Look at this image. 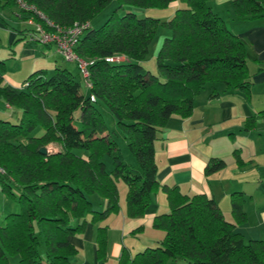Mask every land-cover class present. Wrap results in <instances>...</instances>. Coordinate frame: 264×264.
<instances>
[{"label": "trees", "instance_id": "trees-1", "mask_svg": "<svg viewBox=\"0 0 264 264\" xmlns=\"http://www.w3.org/2000/svg\"><path fill=\"white\" fill-rule=\"evenodd\" d=\"M22 1L40 11L53 28L88 22L74 50L94 62L89 66L87 94L81 92L84 79L75 62L76 73L58 64L51 73L45 69L31 72L20 90L3 84L4 63L0 62V101L20 112L15 123L0 118V166L5 170L0 175L1 191L18 206L0 223V264H12V257L18 258V264H67L77 252L69 237L82 233L88 218L99 223L118 210L119 180L127 187L129 217L143 215L159 189L166 195L169 210L153 218V227L164 232L159 245L132 257L124 251L118 264L176 260L264 264V240L244 239L236 229L246 221L242 192L230 194L231 222L213 198L185 194L177 186L159 184L157 179L154 143L167 120L173 115L188 117L195 96L206 85L212 86L209 96L214 97L217 85L245 92L251 83L249 50L213 12L210 0H176L179 5L166 20L137 15L167 8L173 0ZM112 1L116 6L104 23L92 27L91 21ZM7 3H16L26 21L32 17L49 28L33 10L21 9L17 0ZM233 10L240 19L260 18L264 16V0H234ZM159 26L168 29L170 36L163 38L155 55L157 72L151 73L142 62ZM26 34L30 35L29 30ZM114 55L125 59L105 60ZM100 107L115 117L134 164L125 160L109 135ZM77 109L79 125L74 123ZM252 120H245L246 130ZM36 127L42 131L32 135ZM49 143L59 148L40 153L39 149ZM234 156L237 165H242L238 152ZM225 166L224 160L210 158L204 172L211 174ZM95 196L104 201L102 210L93 208ZM39 235L43 257L38 252ZM106 243V226L98 225L100 264H105Z\"/></svg>", "mask_w": 264, "mask_h": 264}, {"label": "crops", "instance_id": "crops-1", "mask_svg": "<svg viewBox=\"0 0 264 264\" xmlns=\"http://www.w3.org/2000/svg\"><path fill=\"white\" fill-rule=\"evenodd\" d=\"M233 1L210 0L209 5L248 48L250 55L247 67L251 83L245 92L225 90L222 85H217L218 95L214 97L209 96L212 86L206 85L195 96L193 111L188 117L173 115L167 120L160 129V138L154 143L157 179L159 184L177 186L185 194H205L213 198L223 217L231 222L230 194L242 192L246 221L236 225V229L244 239H264V198L256 199L252 191H258L264 185V16L255 19L237 18ZM6 2L0 1V41H3L0 62L3 63L12 60L16 46L21 53L36 54L34 47V51L29 52L26 48L29 46L24 45L28 39V29L18 30L15 27L16 23L25 24L24 15L16 3ZM176 5L177 1L173 0L168 8ZM153 10L160 9L150 11ZM14 18L18 21H13ZM5 50H10L11 58L3 56ZM3 65L5 68L6 65ZM37 69L41 68L35 59L27 70L31 73ZM22 73L24 76L25 72ZM2 78L5 86H20L16 78L8 75H2ZM246 119H253L252 126L247 130L244 128ZM235 151L243 161L240 166L235 162ZM210 158L224 160L225 168L205 174L204 168ZM229 168H232L233 173L227 172ZM257 183L258 186L253 187ZM125 195L122 201L118 192L119 208L116 212L108 214L99 223L91 222L88 218L85 230L69 237L77 252L67 264H100L96 244L98 225L106 226L105 264H118L124 251L132 257L136 252L159 245L164 232L153 227L152 222L155 215L169 210L165 193L157 190L151 196L144 214L134 218L126 213ZM97 202L100 208H104L102 199ZM5 207L6 195L1 191L0 182V214L10 213L14 208ZM167 264L189 263L176 260Z\"/></svg>", "mask_w": 264, "mask_h": 264}, {"label": "rangeland", "instance_id": "rangeland-1", "mask_svg": "<svg viewBox=\"0 0 264 264\" xmlns=\"http://www.w3.org/2000/svg\"><path fill=\"white\" fill-rule=\"evenodd\" d=\"M115 6H116V2L112 1L106 8H104L102 10V12H100L91 21V26L94 28H98L100 25H102L104 23V21L106 20L107 16L111 13V11L114 9ZM175 8L176 7H170V8L167 7V8H163L160 10H153L151 12H146V14H139L137 16L138 17H144L146 15H149L152 17H159L161 20H164V18H166L168 15H169L168 18H170L172 16ZM155 11H160V12H155ZM119 14H122V13H119ZM13 21L16 22L18 20L14 18ZM26 22H25V24L16 23V26L14 25V23L13 24L9 23V24H11L12 26H15L16 29H18V30L28 29L29 34L33 33L34 35L37 36L38 34L34 33V31H33L34 27H32L31 25H29ZM39 25L41 27L42 26L44 27V25H41V24H39ZM49 28H45V29H47L49 32L53 33L54 32L53 28H51V27H49ZM22 32H24V31H22ZM54 34H56V33H54ZM166 36H170V31L168 29L162 27V26H159L154 39L152 40L151 44L149 45L148 53L142 62L144 69L150 71L151 73L157 72L156 64H155V55H156L158 48L160 47V45L163 42V38ZM27 38L29 40L27 39L24 42L25 43L24 45L29 46V47H26L29 52H33L35 50L34 52L36 54H31L28 52H22L21 53L20 48L17 46L14 47V49H13L15 51V53L12 55L13 58H11L12 56H10V50H5V53L3 54L4 57L10 56V58L12 60L4 62V64L6 66L3 69V71L1 72L2 75L4 77L8 75V76H11L13 78H16L18 81V84L20 85L18 87H14L13 89L20 90L22 82L30 74V72L27 70L28 65L32 61H34L35 59H37L39 61L40 68L45 69L47 71V73H51L53 71L55 64L66 67L72 73L77 72V68H76L75 64L70 62V61L64 60L62 58V56L60 55V53L57 52L54 43L44 44V43L40 42L39 40H35V38L31 39L30 35H28ZM2 47H3V41H0V49ZM32 47H34V50ZM23 71L25 72L24 76L22 73ZM24 85L25 84L23 83V86ZM81 92L83 94H87V87H86L84 80L81 81ZM6 104L0 101V118H3V119L7 118L8 120H10L11 122H14V123L17 122L18 118H16V115H20V112H17L16 110H13L12 108H10V109L6 108L5 107ZM99 110H100V112H101V114H102V116L106 122L109 135L113 139H115V141L117 142V145L120 148L125 160L130 164H134V161H133L131 155L129 154V152L127 150L126 141H125L123 135L121 134L119 128L116 125L115 117L107 109H105L103 107H100ZM12 113L14 115H11ZM73 115H74V123L76 125H79V121H78L79 111H78V109L74 111ZM41 131H42V129L40 127H36L32 131V135H39L41 133ZM44 148H46V150L49 152L50 151L53 152L54 150L59 148V145L56 143H49L48 145L44 146ZM109 168H110V165H109ZM227 172L233 173L232 168H229L227 170ZM257 186H258V183L253 185V187H257ZM126 190H127L126 185L121 180H119L118 181V192H119L120 199H122V201H124V195L126 193ZM12 191H14V195H17L18 192H17L16 188L12 187ZM252 191L255 192L254 194L257 197L256 199H261V198L263 199L264 198V185H263V187L260 186L258 191H256L255 189H253ZM261 192L263 193V196H262ZM260 196H262V197H260ZM98 199L99 198L97 196H95V198L93 197V199H92L93 208H95L97 210H102L103 208H100V206L98 205V202H97ZM254 200H255V198H254ZM6 207H10V208L14 207L12 209L13 210L12 212H16L18 210V206H17L16 202L14 201V199L7 197V196H6ZM5 215L6 214H3V215L0 214V223L4 222ZM38 237H39V242H40L39 246H38V252L43 257L44 256L43 239H42L41 235H39ZM11 261H12V264H18V258L17 257H12Z\"/></svg>", "mask_w": 264, "mask_h": 264}, {"label": "built area", "instance_id": "built-area-1", "mask_svg": "<svg viewBox=\"0 0 264 264\" xmlns=\"http://www.w3.org/2000/svg\"><path fill=\"white\" fill-rule=\"evenodd\" d=\"M17 3L26 11L33 10L39 18L42 20L47 21L46 17L34 7L27 5L22 0H17ZM29 25L34 27V33L38 34L37 36L33 33L30 34V38L35 40H39L44 44L54 43L56 50L60 53L62 58L66 61L75 62L77 64L78 71L81 77L85 80L86 85L90 86L89 82V66L93 64L94 59H88L77 55L74 48L78 43L79 37L82 35L83 31L88 27V22L85 23H77L75 22L72 26L67 28H53V24L47 21L49 27L53 28L54 32L51 33L45 27H41L39 24L36 23L32 17H29L27 20ZM42 25V24H41ZM47 30V31H46ZM56 33V34H54ZM125 57L123 55H114L108 56L105 58L108 62H118L123 61ZM6 107H10L9 104H6ZM5 170L3 167L0 166V175L4 174Z\"/></svg>", "mask_w": 264, "mask_h": 264}, {"label": "water", "instance_id": "water-1", "mask_svg": "<svg viewBox=\"0 0 264 264\" xmlns=\"http://www.w3.org/2000/svg\"><path fill=\"white\" fill-rule=\"evenodd\" d=\"M39 152L42 153V154H46V153H47V150H46V148L41 147V148L39 149Z\"/></svg>", "mask_w": 264, "mask_h": 264}]
</instances>
